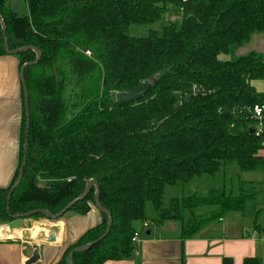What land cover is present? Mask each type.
Listing matches in <instances>:
<instances>
[{
  "label": "trees",
  "instance_id": "1",
  "mask_svg": "<svg viewBox=\"0 0 264 264\" xmlns=\"http://www.w3.org/2000/svg\"><path fill=\"white\" fill-rule=\"evenodd\" d=\"M25 2L28 15L0 0L10 48L34 46L42 53L25 70L29 134L24 110L18 167L11 184L0 188V224L35 209L57 214L95 179L113 224L72 261L104 264L130 258L134 233L153 225L178 222L181 238L191 239L228 213L259 216L256 192L243 186L228 191L226 174L232 164L264 171V112L261 130L254 116V107L264 106V91L254 85L264 82V56H227L253 34H264V0ZM18 56L22 67L36 52ZM150 77L157 83L144 98L116 103V92ZM26 138L24 174L8 201ZM169 188H181V194L167 199ZM93 205L95 187L63 217L85 215ZM101 215L60 264H68L74 248L104 235L108 217ZM26 219L48 218L38 213ZM244 264L260 262L246 258Z\"/></svg>",
  "mask_w": 264,
  "mask_h": 264
},
{
  "label": "crops",
  "instance_id": "2",
  "mask_svg": "<svg viewBox=\"0 0 264 264\" xmlns=\"http://www.w3.org/2000/svg\"><path fill=\"white\" fill-rule=\"evenodd\" d=\"M251 38L249 42L259 39L261 46L250 52L264 56V34H255ZM231 51L227 56L229 59ZM20 70L18 55L0 56V188L11 184L19 163L24 114ZM254 85L258 91H264L263 81H255ZM260 154L264 156V146ZM253 172H256L257 179L249 177L228 190L238 193L242 186L253 189L255 199L260 203L257 218L247 219L239 212H231L221 220L209 223L191 239L181 238L178 222L153 225L149 229L150 235L141 234L130 258L109 260L104 264H225L226 259H230L228 264H244L246 258H257L260 264H264V171ZM101 221V212L95 205L85 215L69 212L57 221L26 219L17 239L0 240V264H25L36 243L40 244L41 254L36 264H52L60 260L83 233ZM29 223L33 228L39 225L37 231L25 229ZM53 226L59 229L56 241L38 242L37 237L42 232L48 233L47 229Z\"/></svg>",
  "mask_w": 264,
  "mask_h": 264
},
{
  "label": "water",
  "instance_id": "3",
  "mask_svg": "<svg viewBox=\"0 0 264 264\" xmlns=\"http://www.w3.org/2000/svg\"><path fill=\"white\" fill-rule=\"evenodd\" d=\"M0 24L2 26V30H3V36H4V47H5V51L7 54L10 55H18L20 53H23L25 51L28 50H33L34 52H36V59L32 62L29 63H25L20 70V78H21V82H22V86L24 89V110H25V115H26V136H28L29 134V127H30V110H29V91L28 88L26 86V81H25V70L28 66L31 65H35L37 64L42 57V53L41 51L34 47V46H26L23 48H19V49H15L12 50L9 46V42H8V38H7V26L6 23L4 22V20L2 18H0ZM157 83V77H150L144 80H141L139 82V84L132 90L130 91H118L115 94V101L117 104L122 105V104H126V103H135L140 101L142 98L145 97L146 93L152 89ZM27 147H28V139L26 138L25 143H24V151H25V156L23 159V163L20 167V171H19V175L17 177V180L15 181V183L13 184V186L11 187V189L8 192V196H7V200L9 201L11 198V195L13 194V192L15 191V189L19 186V184L21 183L23 174H24V168L26 166L27 160H26V152H27ZM95 187V206L98 208V210L100 212H102L103 214H106L108 217V223H107V228L106 231L104 233V235L99 238L98 240L91 242L89 244L86 245H82V246H78L76 248H74L70 254L68 255V257L66 258V261L68 264H73V256L76 252H80L83 250L88 249L89 247L95 245L98 241H100L101 239H103L104 237H106L112 227L113 224V217L112 214L110 213V211H108L107 209H105L100 202V194H101V189H100V185L98 183L97 180L95 179H91L88 181L87 183V187L85 189V191L80 194L78 197H76L75 199H73L63 210H61L59 213L57 214H53L51 211L49 210H45V209H35V210H31L25 214H16V215H12V219L13 221L9 224L8 228L10 230H21L23 228V223L24 220H26V218L32 217L38 213H42L44 215H46V217L49 220H60L63 215L68 212L75 204H77L79 201H81L82 199H85L89 192L91 191V189ZM8 210H9V203H8ZM48 233L46 232H42L38 237H37V241L38 242H42V243H54L56 241V235L58 233V227L57 226H53L47 229ZM151 231L147 230L145 232L146 235H150ZM33 253L32 255L29 257V259L27 260V262L25 264H36L40 261L41 259V254H40V244H34L33 245ZM63 257L52 263V264H60L63 261Z\"/></svg>",
  "mask_w": 264,
  "mask_h": 264
},
{
  "label": "rangeland",
  "instance_id": "4",
  "mask_svg": "<svg viewBox=\"0 0 264 264\" xmlns=\"http://www.w3.org/2000/svg\"><path fill=\"white\" fill-rule=\"evenodd\" d=\"M5 1H6L7 5L10 6L12 9H14L16 12H18V13H20L22 15H28L29 9H28V6H27L25 0H5ZM255 34H262V33L257 32ZM247 42H249V41H246L245 43H243L242 47H239V46L233 47L232 51H231L230 59H235V58H237L239 56L246 55V54L250 53V51H253L254 49H259V47L261 46V41L259 39L258 40L255 39L254 42L250 41L249 42L250 44L247 43ZM87 56L90 57V53L89 52H87ZM68 71H69V69L66 68V73H68ZM69 102H70V100H69ZM226 175H227V189L229 188V190L232 187L236 188L237 184L239 182H242V181H244V179H248L249 177H253V178L257 179L256 172H253V171H241L236 164H232L231 166L228 167ZM201 188L203 189L204 187L202 186ZM232 192L236 193V190H233ZM180 194H181V188H169V189H167L166 198L170 199L172 196H177V195H180ZM244 217H246L247 219H253L254 216L249 215V216H244ZM35 221H41V220H35ZM250 223L252 224V222H250ZM1 226H9V224H0V227ZM35 227L33 228L30 225V223H29L28 227H26L25 229H31V230L35 229L34 230V232H35V231H37L39 225H36ZM21 238H23V235L21 236ZM1 239H3V240L7 239L9 241L10 240L12 241V239H8V238H0V240ZM14 239H17V238H13V240Z\"/></svg>",
  "mask_w": 264,
  "mask_h": 264
},
{
  "label": "built area",
  "instance_id": "5",
  "mask_svg": "<svg viewBox=\"0 0 264 264\" xmlns=\"http://www.w3.org/2000/svg\"><path fill=\"white\" fill-rule=\"evenodd\" d=\"M263 112H264V106L256 105L254 107V116L259 120V130H261V128L263 127V122H262ZM143 226H144V229H147L148 228V224L147 223H144ZM141 234H142L141 231H136L134 233V236H133L132 241L134 243H138L139 240H140Z\"/></svg>",
  "mask_w": 264,
  "mask_h": 264
},
{
  "label": "bare ground",
  "instance_id": "6",
  "mask_svg": "<svg viewBox=\"0 0 264 264\" xmlns=\"http://www.w3.org/2000/svg\"><path fill=\"white\" fill-rule=\"evenodd\" d=\"M20 232H21L20 230H13V231L10 230L8 226H1L0 227V238H8V239L17 238L20 236L21 234Z\"/></svg>",
  "mask_w": 264,
  "mask_h": 264
}]
</instances>
